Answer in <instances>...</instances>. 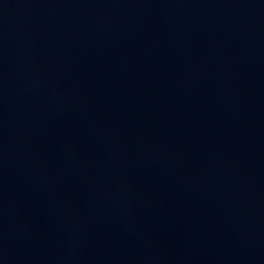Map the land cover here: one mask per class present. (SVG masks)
Instances as JSON below:
<instances>
[{"label": "water", "instance_id": "obj_1", "mask_svg": "<svg viewBox=\"0 0 264 264\" xmlns=\"http://www.w3.org/2000/svg\"><path fill=\"white\" fill-rule=\"evenodd\" d=\"M0 264H264V0H0Z\"/></svg>", "mask_w": 264, "mask_h": 264}]
</instances>
